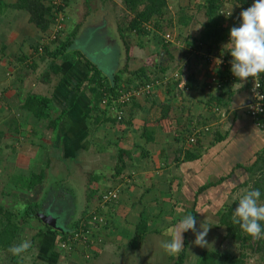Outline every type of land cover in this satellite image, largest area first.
Wrapping results in <instances>:
<instances>
[{"label":"crops","instance_id":"0c3cea01","mask_svg":"<svg viewBox=\"0 0 264 264\" xmlns=\"http://www.w3.org/2000/svg\"><path fill=\"white\" fill-rule=\"evenodd\" d=\"M17 1L0 0V232L11 221L18 227L14 244L28 240L32 247L39 239L33 264H162L164 254L172 264L179 254L170 256L160 249L166 239L163 231L181 219L174 222L172 210L168 209L173 208L176 200L186 199L192 205L191 212L195 213L197 222L210 226L218 219V236L233 241L227 237L226 229L221 231L220 214L238 202L239 197L230 203L236 191L242 196L249 190L251 180L263 170L259 157L264 152V130H259L246 114L245 107L250 103L247 82L238 80L234 86L221 90L210 85L212 77L218 76L221 69L215 60L227 54L222 50L227 41L218 44L208 41L212 54L204 52L203 57L198 58L194 57L198 56L197 51H192L194 56L188 53L184 42L178 38L179 33L166 32L176 37L177 44L170 46L171 55L176 58L178 50H184L186 55L183 64L171 62V70L158 74L178 71L186 75L187 85L192 73L198 89L185 88L169 94L165 90L161 94L157 92L152 99H140L141 105L131 103L124 109V122L118 124L117 111L107 102L103 103L112 98V77L118 70L109 78L96 65L105 81L104 90H96L87 78L86 61L89 59L75 43L80 30L101 24L112 26L122 50L118 69L124 68L127 60L129 69L119 78V92L140 85L144 80L135 79L131 73L143 68L148 59L154 60L144 55L150 49L151 40L145 43L142 36L130 31L129 25L123 26L121 15L128 16L129 20L134 17L126 10L124 0H65L62 31L65 28L66 37L72 36L70 53L78 50L85 57L82 60L68 54L51 60L40 52L49 41L47 36L56 33L55 24L46 34L41 33L30 23L27 12L10 8ZM41 1L46 7L54 2ZM204 4L205 0H170L164 21L166 16H172L169 13L172 5L177 10L178 7L188 8L192 10L188 11L191 19L194 15V21L186 28L188 31L176 25L184 35L195 36L194 28L204 20L203 12L196 11V7ZM241 8L238 0H221V10L231 12L232 19L243 11ZM223 24L230 28L238 26L228 19H224ZM144 26L149 27L147 35L153 34L150 32L154 30V21ZM134 35L138 42L130 44L127 36ZM155 40L157 44L150 42L151 48L161 55V62L170 63L160 39ZM127 45L132 49L129 59L125 54ZM137 61L142 64L132 69ZM55 66L60 68L57 73ZM28 95L43 96L50 101L49 120L38 121L24 110L23 101ZM157 99L162 102L160 105L165 104L162 111L155 110L154 114L159 112L157 116L148 114L146 118L145 103ZM198 128L203 134L195 144H189L188 138ZM192 155L197 157L186 159ZM52 182L64 191V183L68 182V185L76 183L81 189L79 217L69 221L70 225L65 228L58 223L61 231L47 225L40 217L51 213L59 216L52 210L56 206L51 200L55 186ZM115 191L119 194L118 200L105 205L102 196ZM46 194L47 200L42 198ZM59 196L61 194L56 198ZM187 212L189 214L190 209ZM84 214L88 215L86 220L93 214H103L110 224L93 235L92 245L76 243L72 247L68 240L64 242L74 250V255L65 263L61 237L56 234L64 236L72 227L80 228L83 223L75 224ZM172 218L173 221H167ZM141 220L146 221L148 233L134 248L132 241ZM191 234L186 237L182 234L183 249L187 241L184 264H192L194 257L197 264L201 254L206 252L195 246L193 240L191 242ZM31 247L22 256L30 253ZM14 258L23 264L12 255L0 264H14Z\"/></svg>","mask_w":264,"mask_h":264},{"label":"trees","instance_id":"16d2710c","mask_svg":"<svg viewBox=\"0 0 264 264\" xmlns=\"http://www.w3.org/2000/svg\"><path fill=\"white\" fill-rule=\"evenodd\" d=\"M56 1L57 0H54L53 4L50 7H46L41 0H18L17 3L10 8L18 11L27 12L30 15V19H29L30 23L34 24L41 33L46 34L51 28V26H54L53 24H55L56 26V22H57L56 15L62 13L63 9L66 7L65 0H63L62 6H56L55 5ZM238 1L242 4L241 10H245L250 3L249 0H238ZM169 3L170 0H124V6L126 10L134 15L133 19L130 21L129 24L130 31L136 33V35L138 36H142V35H146L148 32L146 31L147 30L146 26H144L145 24H149L152 21H154L155 23H158L159 25L162 26V23L164 22L165 19V14L169 7ZM196 8H197L196 11L198 10L199 13L203 12L204 14V20L199 21V22H204L200 34H198L197 37L191 36V34L187 36L181 33L182 31H180L182 35L179 34V36L178 35L177 36L181 42L182 41L184 42L185 48L188 49V53L190 55L194 56L192 54V51H194V53L197 51L198 56L195 55L194 57L200 58L203 57L201 53L203 52H206L207 54L210 53L211 46L209 45L208 41H211L212 43L215 44L228 41V34L231 28L225 27V25L223 24L224 19L225 20L227 19L224 18L220 13L222 11L221 0H205V4L202 7L199 5ZM178 9L180 10V12L176 21L181 26L182 30L185 31V29L188 27V24H191L192 20L194 21V15L192 16L191 19V15H189L188 13L190 9L184 7H178ZM238 18L239 15L236 14L234 19H232L231 16L228 20H233L235 23L239 24ZM64 21L60 22L61 26H63ZM63 32L64 30L62 31V29H60L52 37L47 36L48 37L47 39L49 41L46 42L41 47L40 52L42 51L44 55H48L51 58V60H57L60 57L63 58L67 54L68 56H72L74 57V59H78V60H80L81 58H85L84 56H82V53L78 52V50L70 53V49L72 48V42H73L71 41L72 36L66 37L64 40L60 41V37L63 34ZM159 42L161 43L164 52L168 55V59H170V63H164V62L156 63L152 59H148L146 65L143 68L131 73L132 76L135 77V79L147 80L149 79L148 74H155L158 73L159 71L165 73L168 72V70H171V62L173 63L176 62L175 58L173 57V55H171L170 52V46L172 44L166 43L164 38ZM51 46H54L55 49H50ZM131 52H132L131 46L127 45V47H125V54L128 59L129 57L130 58L132 57ZM221 55L227 56L225 60H228V58H230L228 54H221ZM86 66H88L87 67L88 68L87 78H89L88 80L96 86V90L103 91L105 87V83H104L105 81L101 74V71L97 68L96 65L92 64L90 60L86 61ZM127 68H128V60L124 68L118 69V72L112 77L114 78L113 81L114 88L112 89L113 94H112V98L106 100V102L107 104H109V106L111 105V108L115 109V112L117 111L118 106L116 104L115 106L114 102L117 101V99L122 93V91L119 92L120 85L118 84V81H120L119 78H121L125 74V71L126 72L129 71V69ZM59 70L60 68L56 67L55 73L59 72ZM218 73H219L218 78L222 82L223 87L225 89L234 86V84L238 82V80L231 74L230 66L222 67L221 65V69ZM198 86L199 85L195 80L194 74L190 73L188 77V84L186 85V89L197 90ZM138 100L140 99L133 100L131 103H137L136 105L139 106L141 104L138 103ZM127 106H129V104ZM23 108L24 110L28 111L30 116H32L38 121L49 120L51 117L50 101L43 96L28 95L27 98L23 101ZM124 116L121 118V120H118L116 118L117 122L116 121L115 122L118 124H123ZM262 122L264 124V118ZM53 123L52 125L55 126ZM58 124H59V120L56 121V125ZM186 135H189V133L187 132ZM196 157L197 156L192 155V156H187L186 159H189L190 161L192 159H195ZM259 161L260 163H263V170L260 171L258 177L251 180L249 190L259 189L261 191L260 201L264 202V152L259 157ZM245 186L248 185L246 184ZM236 203L237 202H234L232 205L226 207V209L220 214L221 216L220 225L225 227L226 235L228 238H231L234 242L240 244L243 250L242 253L238 257H233L228 255H222L217 252L216 253L204 252L201 254L197 264H219V262H224V264H249L248 262L251 256L255 257L256 255L263 260L262 264H264V238L256 239L254 242V238L242 232L238 225H234L232 223L231 216H232V211H234L235 208L237 207ZM86 216L88 215L87 214L82 215V218L78 220V222L75 225L78 226L81 225V223H83L85 226H88L89 225L88 222H85ZM95 216H100L103 218L102 227H100V229L96 231L99 234L101 229H104L105 226H109L108 224L110 223L108 222V220H106L107 217L104 216L103 214H93L86 221L91 222L92 220L91 218ZM194 217L196 218L195 215ZM17 230H18L17 225L9 221L8 226L4 227V229L0 232V251L1 250L7 251V249L14 244V238L16 236ZM76 230H77L76 227H72L71 232H68L67 234L64 233L65 234L64 236L63 234H59V233H57L56 235L58 237L60 236L61 239L59 241L64 243L67 241V239L70 236H73ZM147 233H148L147 223L145 220H141L140 223L137 225L136 235L132 241L134 248L137 247L138 241L145 238ZM188 233L189 232H185L184 236L186 237ZM186 248H187V241L185 240L184 249L176 257L177 261L174 264H184ZM12 262H14V264H21L19 261H17V258L16 259L14 258Z\"/></svg>","mask_w":264,"mask_h":264},{"label":"rangeland","instance_id":"374dc122","mask_svg":"<svg viewBox=\"0 0 264 264\" xmlns=\"http://www.w3.org/2000/svg\"><path fill=\"white\" fill-rule=\"evenodd\" d=\"M174 4H175V2H174ZM179 9L177 10L176 7L174 8L172 5V10H170V12H169L170 14H172V16L168 15V18L166 16V21H164L162 23V28H161V25H159L158 23H155V26H153L154 30L150 32L153 34L142 35V37H143L142 41L147 43L148 39H150L151 40L150 42H154V44H157V42H155L157 40H155V39L158 38V39H160L159 41H161L163 39V35L166 32H173V33L176 32V33H179L180 35H182L180 32H178L180 30L179 25H176V23H177L176 19L179 15V12H180ZM120 18L123 19V26L124 27H126L130 24L131 20L128 19V16H125L123 18V15H121ZM198 19L199 18L197 16L196 22ZM170 21H172V22H170ZM203 23L204 22H198V25H196V28H194L193 31H194V35L196 37L198 36V34H200V31L203 28L202 27ZM89 27L90 28H88V29H85V30L83 29L82 32L80 30V32L78 33L79 36L76 39L75 45H76L77 49L82 51L83 54L86 55L88 57V59L94 65H97L98 68L104 72V74H106L107 76H109V78H111L113 76V74L118 70L119 65L121 63L122 50H121V46L119 44V40H118L117 36L115 35L114 30L111 29L112 26H110L108 24L106 26H104V25L102 26V24H101L98 27H96V26H89ZM158 28H160L159 31L157 30ZM186 30L187 29H185V31ZM146 31L149 32L150 30L147 28ZM64 32H65V28H64ZM64 32L60 37V41L64 40L66 37ZM127 40L130 44H134V43L138 42L136 35L131 36V37L127 36ZM150 42H148V47L150 49L148 51L146 50L144 52L145 53L144 55L146 57H149V58L150 57L154 58V60L153 59L152 60L155 61L156 63L161 62V60H162L161 55L159 56L158 54H155L156 52H154L153 49L151 48L152 45L150 44ZM175 54L177 55V57L175 55V57H176L175 61H178L176 63L183 64L186 52L184 50H178L175 52ZM141 64L142 63L137 61L133 65L132 69H137L138 66H140ZM172 65L173 64H171V66ZM171 69H172V67H171ZM154 71H156V70H154ZM156 74H158V73H155L153 75H156ZM173 86L168 85L166 87L165 90H167V94L176 90L175 89V83ZM165 90H161V91H165ZM177 91H179V89H177ZM161 93L162 92H160L159 94H161ZM148 99H152V97H149ZM160 103H162V102L158 99H157V101H152L150 103L148 102L147 104L145 103L144 108H143V112L147 113L146 115L144 114L145 117L149 118V115L150 116L152 115L154 117L157 116L159 112L157 114L156 113L154 114L155 110H158L161 112L163 105H165V104L160 105ZM138 114H139V112L136 115H138ZM180 134L182 135L183 133L180 132ZM184 137H185V134H184ZM181 139H183L182 136H181ZM182 142H183V140H182ZM169 149H171V148H169ZM162 165H164V164H162ZM162 165L159 166V169H160V167H162ZM156 175H158V173ZM165 179L167 182L171 181V178L170 179L165 178ZM68 183H64L66 186V188H65L66 190L64 191L63 189L59 188L57 184H53V182H52V185H55V186L53 189V195L51 197V200H53V202L55 201V203H56V206H54V209H52V210H55L56 213L59 215L57 217H59L61 221L60 222L58 221V223L60 225H62L63 228L70 225L69 221L76 220V217L77 218L79 217V210L81 209L80 203H79V200H81L80 197L82 196V195H80L81 189L76 186V183L71 184V182H70V185H68ZM174 187L176 188V185ZM54 193L57 196H58V194H61V196L56 198L57 196L54 197ZM238 197L239 198L241 197V193H238V191H236V193L232 197V200L230 201V203H232L235 200H238ZM36 198H37V196H36ZM42 198L47 200L49 197L46 194ZM156 203H157V206L159 208V206H160L159 200L156 201ZM156 203H153V204L155 205ZM177 203H178V205H177ZM191 206H192L191 203L189 201L187 202L186 199H180L178 201L176 200V202L173 204V208L168 209V211L172 210V213H173V216L175 219L174 218L167 219V221L171 222V220L173 221V219H174V222L177 221V218H182L185 214H188L187 211L189 209H190V214H193L194 212L193 211L191 212V209H192V208H190ZM194 215H195V213H194ZM216 220H218V219H216ZM216 220L214 222H212L210 226L203 223V225L209 229L208 235L206 237L208 245H206L204 248L201 247V249L206 251V252H215V253L217 252V253L222 254V255L238 257L243 251L240 244H237L236 242H233L229 239L228 240L223 239V235L218 236L219 232L216 231V229L218 228L219 220L218 221H216ZM200 224L201 223L197 222V228L199 227ZM220 227L223 228L221 231L225 230V228L223 226H220ZM35 233H36V231L32 232L31 236L34 235ZM190 240H191V242H192V240H194L193 233L190 235ZM255 240L256 239H254V242H255ZM14 241H16V240L14 239ZM38 241H39V239H37L35 241L34 245H32L31 249H33V250L30 253H27L24 256L18 257L19 260L23 261V264H33L35 262L36 256L38 253V248H37ZM160 249H162V248H160ZM73 251L68 250V249L66 251H64V253L66 254L65 263H68L67 259H69L72 255H74ZM10 257H11V254L8 251H2V250L0 251V261L2 263H4V261ZM30 258H32V259H30ZM161 261H162V264H169V261L167 260V256L165 254H164ZM176 261H177V259L175 258L173 260L172 264H174ZM196 261H197V258L194 257L191 262H192V264H194ZM248 263L249 264H262L263 260L256 255L255 257L251 256ZM170 264H171V261H170ZM219 264H224V262H219Z\"/></svg>","mask_w":264,"mask_h":264},{"label":"clouds","instance_id":"9594fccd","mask_svg":"<svg viewBox=\"0 0 264 264\" xmlns=\"http://www.w3.org/2000/svg\"><path fill=\"white\" fill-rule=\"evenodd\" d=\"M231 15V12L228 16ZM239 24L229 30L228 41L222 50L230 56V72L240 82L251 78L255 88H260L259 81L264 77V0H253L250 7L239 14ZM222 61L216 59L219 65ZM264 99V96H260ZM259 189L247 190L238 200L232 211L231 220L240 230L254 239L264 238V202L260 201ZM209 229L197 220L193 214H185L174 226L163 231L166 237L161 242L163 251L177 255L183 249L182 234L192 232L193 244L204 248L208 245L206 237ZM31 247L28 240L10 246L7 251L13 256H22Z\"/></svg>","mask_w":264,"mask_h":264},{"label":"built area","instance_id":"2783aa9c","mask_svg":"<svg viewBox=\"0 0 264 264\" xmlns=\"http://www.w3.org/2000/svg\"><path fill=\"white\" fill-rule=\"evenodd\" d=\"M249 6H251V4L253 3V0H249ZM63 0H57L55 2L56 6H62ZM246 8V9H247ZM221 15L226 18L229 19L232 16V13L230 16H228V14L230 12H224L221 11L220 12ZM57 17V22H56V32H58L60 29H62V26L60 25V22L64 21V17L63 15L60 13L58 15H56ZM149 29V27H147ZM164 40L166 43H171V44H177L176 42V37L173 36L171 33H166L163 36ZM204 53V52H203ZM201 53V54H203ZM206 53V52H205ZM227 56L225 55H221L220 57H218V59H220L222 62L217 65L220 66L222 65V67H227L230 66V59L228 58V60H225ZM149 75V79L144 80L140 85L138 86H134L131 87L128 90H125L121 93V95L119 96V98L117 99V101L114 102V105L116 104L117 107V119L121 120V118L125 115V107H127L128 104H130L133 100H137V99H144V98H149V97H154L156 96L157 92H162L161 90H165L166 87L168 85H170L171 83L173 84V82L175 83V89H179V90H183L186 87V80L187 77L185 74L180 73L178 71H176L173 74L170 75H153V74H148ZM247 84L249 85V96H250V103L245 107L246 108V114L253 120L254 124L257 126V128L259 130H264V124L262 122L263 118H264V99H261L260 96H264V77L261 78V80L259 81L260 83V88H255V84L254 82L251 80V78L249 80L246 81ZM210 85L215 86L218 90L223 89V84L220 81V79L218 78V76H213L211 81H210ZM103 103L105 104L106 101H103ZM115 105V106H116ZM216 111L219 112V109H216ZM204 131H207V129H205ZM203 130L198 128L196 130H194V134L193 136H190L188 138V143L189 144H195L196 141L198 140V138L201 136ZM118 193L115 192H107L102 196V200L103 203L105 205L111 204L115 201L118 200ZM91 222H88V226H85L84 224L78 228L73 236H70L67 240L68 242L72 243V245L78 243V244H89L92 245L93 244V240L92 237L93 235L96 233V229H100V225L102 226V222H103V218L100 216H95L93 218H91ZM67 243V241H66ZM66 243H62L61 244V248L66 251L68 248V245ZM73 247V246H72ZM69 249V248H68ZM69 250H72L69 249Z\"/></svg>","mask_w":264,"mask_h":264},{"label":"water","instance_id":"95a60500","mask_svg":"<svg viewBox=\"0 0 264 264\" xmlns=\"http://www.w3.org/2000/svg\"><path fill=\"white\" fill-rule=\"evenodd\" d=\"M43 222H45L47 225L54 227L58 230H63L61 226L58 225L59 217L55 216L53 213L49 214L48 216L40 215Z\"/></svg>","mask_w":264,"mask_h":264}]
</instances>
